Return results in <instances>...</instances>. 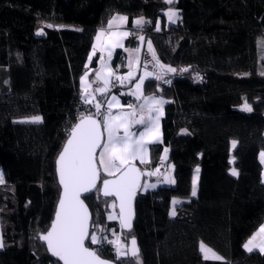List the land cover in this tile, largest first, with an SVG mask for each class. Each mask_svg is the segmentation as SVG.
<instances>
[{"label": "trees", "instance_id": "16d2710c", "mask_svg": "<svg viewBox=\"0 0 264 264\" xmlns=\"http://www.w3.org/2000/svg\"><path fill=\"white\" fill-rule=\"evenodd\" d=\"M168 8L178 9V24L166 25ZM115 14L151 21L145 39L161 64L177 70L169 85L155 77L145 84V93L170 100L147 167L152 173L166 148L175 183L139 193L130 233L108 219L113 199L99 189L85 197L91 233L114 229L125 248L135 237L140 255L117 259L113 245L87 246L117 264H264V253L244 250L264 222V0H0V264H61L40 241L60 195L55 162L81 115L80 78L96 32ZM128 45L137 46L135 36ZM124 62L118 50L113 65ZM31 116L41 121H21ZM232 140L237 177L230 174ZM173 197L189 202L172 218ZM200 242L224 260L205 259Z\"/></svg>", "mask_w": 264, "mask_h": 264}, {"label": "snow or ice", "instance_id": "6c2138e0", "mask_svg": "<svg viewBox=\"0 0 264 264\" xmlns=\"http://www.w3.org/2000/svg\"><path fill=\"white\" fill-rule=\"evenodd\" d=\"M166 4H172L173 0H164ZM167 18L171 22H175L179 19L178 10L168 8L166 13ZM114 20H127V17L117 16L110 20L109 26L111 27ZM135 25L138 28H142L145 23H151L143 18L137 19ZM52 27V25H48ZM160 21L156 22V31H160ZM38 35L42 32H38ZM100 35H97L99 40ZM112 35H116L113 33ZM123 35H127L124 33ZM141 41L144 37H139ZM149 50H151V41L147 42ZM115 46L119 47V41L115 42ZM138 51V49L133 50ZM95 52V46L93 47ZM111 55V52H109ZM153 60L156 61V66L161 70L166 68L167 72H176L175 68L165 66L161 64L153 51ZM91 59V56L89 57ZM137 62L139 58H136ZM132 59H129V65L132 64ZM106 67V65H105ZM181 71H187L182 69ZM114 73L109 72L108 76H112ZM152 73L145 72V75L139 78L136 83V93L130 92V95H135L136 99H140L141 85L146 77L151 76ZM85 76H81V100L85 104H92L93 101L95 107V115H101V109L104 104L95 99V95L89 93L87 88L90 84H85ZM108 76L103 74V71L96 72L97 80L103 79L104 87H97L94 91L104 95L109 83ZM131 82L132 73L129 72L127 77L117 76L116 80L122 85L125 79ZM163 77L157 75L155 79L160 80ZM171 83V81H166ZM112 101H117V97L113 96L111 101H107V108H112ZM144 104L139 105V109L143 112L147 110L148 116L145 119L141 116L139 119H135L133 122L139 125H146L144 131L139 133V137L133 139L135 134L129 131V121L136 116V106L129 103L126 106L132 109L131 112L121 113L119 116H113L111 112H105L102 115V127L103 131L107 132V138L105 143H101L103 133L101 131V122L98 121L91 113H81L78 123L71 126L68 138L63 146L59 156L56 160L57 173L59 177V184L62 187V193L57 204L55 212V218L50 226V229L40 235V239L46 241L48 249L54 256L59 257L63 261V264H112L111 261H107L101 258L99 249H93L85 246V240L89 239L91 244H102L107 238H98L96 234L88 232L89 212L88 208L81 199L82 194L91 193L93 189H96L97 182L100 180V170L102 169L108 176L114 177L112 180L103 179L102 194L105 197H115V200L111 203L110 207L116 208V200L119 201V219L121 227L130 228V206L131 200L134 196L137 188L139 187V179L143 173L133 165V161L139 159L141 163L145 162V154L148 151L146 144L159 143V116L154 115L159 113L162 105L166 102L162 98H158L155 95L144 97ZM118 102V101H117ZM245 111H251V107L245 103L243 106ZM34 122H39L41 117H33ZM124 129V135H119L120 129ZM186 131V130H182ZM147 134L148 139L145 141L144 137ZM232 147H236V142H232ZM97 149H101L97 155ZM167 153V149H164ZM264 157V152L261 153ZM99 165V167H98ZM156 171H159L157 169ZM199 173V168L196 169ZM118 174V175H117ZM155 173H148L153 175ZM233 176L237 175L235 170L231 173ZM165 183L171 182L168 177H165ZM4 183L3 176L0 175V184ZM197 177H193L191 195L195 197L197 195ZM146 187H155V185H146ZM178 201H173V204ZM170 215H175V208L171 211ZM116 217L109 215L108 219H115ZM110 245H115L116 258L121 259L128 257L138 259V248L135 237L130 240V249L128 251H121L119 236L116 241L107 240ZM0 247H3L2 239H0ZM244 248L248 252H252L254 249H259L264 252V225H261L257 232L249 238L244 244ZM200 251L204 254V258L208 259L210 256L215 259H222L217 256L216 253L208 248L203 242L200 244Z\"/></svg>", "mask_w": 264, "mask_h": 264}, {"label": "crops", "instance_id": "0c3cea01", "mask_svg": "<svg viewBox=\"0 0 264 264\" xmlns=\"http://www.w3.org/2000/svg\"><path fill=\"white\" fill-rule=\"evenodd\" d=\"M117 16L127 17V16H124L121 14H115L111 17L110 20H113V17H117ZM137 19H139V18L134 19L131 23L129 22L128 17H127V20H114L111 27L109 26V23H107V25L105 27L99 28L97 30L96 35L94 37L93 44H92V48H91V51L89 54V57L91 56V59H89V57H88V60L86 63V72L85 73H87V76L85 77V84L91 85L90 87L87 88V91L89 93L94 94L95 98H97L101 94L95 92L94 90L97 87H104L105 85H104L103 79L97 80L96 72L103 71V74L105 76H108L109 72L114 73V75L108 76L109 83L107 85V90L105 91V93L108 94V97H107V100L105 103L104 110H105V112L110 111L113 116H119L121 113H128V112L132 111V109H129L126 106L127 104L131 103V104L135 105L136 106V116L132 120L129 121V131L131 133L135 134L133 136V139L138 138L139 133L144 131V129L146 127V125H139V124H136L133 122L135 119H139L141 116H144L145 119H147V116H148L147 110L145 109L143 112H141L139 109V105L145 103L144 97L155 95L156 97L162 98L164 101H166L162 105L160 112L154 114V115L159 116V133H160V137H159L160 142L159 143H162V117L164 114V108L170 102V100L166 99L164 97L158 96L154 93H145L146 82L148 80L153 79L156 75V70L153 67L155 60H153V55H152L153 52L151 50H149L147 40L145 39V33L143 31L144 25L142 26V28H138L134 23ZM99 33H102V35H100L99 40H97V35ZM113 33H115L116 35H112ZM124 33H127V35H123ZM131 36H135V38L137 40V46H135V47H131L128 45V39ZM141 36L144 37L143 41H141L139 39V37H141ZM116 41H119V44H120L119 47L115 46ZM94 46H95V52H93ZM136 49H138V51H133ZM118 50H122L124 53V60H125L124 63L125 64L123 67H120V66L114 67V65H113V60H114V57H115L116 52ZM109 52H111V55H109ZM137 57L139 58L138 62L136 60ZM130 58L133 61L131 65H129V59ZM105 65H106V67H105ZM129 72L132 73L131 82H129V80L126 78L124 80V83L121 85L120 82L118 80H116V77L117 76L127 77V74ZM145 72L152 73V75L149 77H146L143 84L141 85V91H140V93H137V95H140L141 98L138 100V99H136L135 95H130L129 93L130 92L136 93L135 85L139 81V78L145 75ZM85 73L82 76H85ZM80 89H81V79H80ZM113 96L117 97L118 102L112 101L113 106L111 109H108L107 108V101H111ZM122 96H125V98H126L125 101L122 98ZM119 135H124V129L123 128L120 129ZM106 138H107V132L104 131V142L103 143L106 142ZM144 139H145V141H147V139H148L147 134L145 135ZM233 141H235V140L231 141L232 155L230 157V163H231L230 174L232 173V170H235L237 172V175L234 177H237L238 176V170L235 168V157L233 156V151L235 150L236 147L235 148L232 147ZM235 142H236V146H237V141H235ZM152 144H156V143H152ZM152 144H146L148 151L145 154V162L144 163H141L139 159H136L133 161V163H136V164L143 167V171L145 174L151 173L148 170L147 166L150 162V146ZM100 151H101V149H100ZM262 152H264V149L260 151L258 158H259V161L262 165V180L264 182V157L261 156ZM166 156L168 158V153H165V151H163L161 161L158 163V166L156 167V169H154L152 171V173H155L154 178L152 180L147 179L146 181H144V183L149 181L150 185L154 184L157 187L162 186V185H166V186L174 185L175 179H174V176L172 174V168H171V170H168L170 168L171 163L169 161H165L164 157H166ZM164 164H165L166 170H162V165H164ZM197 168H199V167L195 168L193 177L194 176L197 177L196 187H197V192H198L200 168H199V173L196 172ZM157 169H159V171H156ZM100 171L103 175H105L106 177H109L107 174H105L103 172L102 169ZM0 175L3 176V180L5 182V174L1 168H0ZM165 177H168L171 182L165 183L164 182ZM2 184H4V183H2ZM2 184H0V185H2ZM157 187H154L153 189H155ZM195 197H193L191 195V198H195ZM174 200L178 201V203L173 204ZM186 202H189V199L180 198V197H173L171 199V203H170L169 215H170L171 211L173 210V208H175V215H176L178 207H180L183 203H186ZM175 215L174 216L170 215V217L173 218V217H175ZM261 225H264V222ZM260 226L258 227V229L260 228ZM258 229L255 232H257ZM249 238L247 239V241L249 240ZM0 239H2V242H3L1 221H0ZM200 244H201V242H200ZM200 244H199V248H200ZM1 249H3V247H0V250ZM244 250L247 253H252L254 251L264 253V252H261L259 249H254L252 252H248L245 248H244ZM215 253L217 256L221 257L222 259H215L214 257L210 256L207 260H218V261L224 260V258L220 254H218L217 252H215ZM201 254L204 257V254L203 253H201Z\"/></svg>", "mask_w": 264, "mask_h": 264}, {"label": "water", "instance_id": "95a60500", "mask_svg": "<svg viewBox=\"0 0 264 264\" xmlns=\"http://www.w3.org/2000/svg\"><path fill=\"white\" fill-rule=\"evenodd\" d=\"M95 118H96L98 121L101 122V131H102V133H103V137H102V141H101V143H103V142H104V131H103V127H102V119L99 118V117H97V116H95ZM76 123H78V121H77ZM66 140H67V139H66ZM65 143H66V141H65ZM65 143H64V145H65ZM64 145H63V146H64ZM62 148H63V147H62ZM61 150H62V149H61ZM99 151H100V149H97V155H98ZM60 152H61V151H60ZM59 154H60V153H59ZM59 154H58V156H59ZM58 156H57V157H58ZM56 160H57V158H56ZM133 165L139 170L140 173H143V175L140 176V179H139V187L137 188V190H136V192H135V194H134V196L132 197V200H131V206H130V209H131V210H130V220H129L131 227H130V228H123V227H121L122 230H123L124 232H126V233H130V232L133 230L134 221H135V218H136V208H135L136 199H137L139 193H140V192L142 191V189H143V184H144V179H145V173H144V171L142 170V168H141L138 164H136V163H133ZM55 166H56V177H57L58 185H59V187H60V195H59V199H60V196H61V193H62V187H61L60 184H59V177H58V173H57V165H56V162H55ZM98 167H99V165H98ZM117 175H118V174H117ZM113 178H114V177L109 176V177H106V178H104V179L112 180ZM102 180H103V179H101V171H100V180L97 182V187H96V189H93L91 193L82 194L81 199L84 200L85 197H88V196L92 195L93 193L96 192L97 189H99V193H100V195H101L102 197L115 200V197H105V196H103V194H102V190H103ZM59 199H58V201H59ZM84 203H85V205L87 206V208H88V212H89V217H90V218H89V222H88V232L91 234L92 215H91V211H90V209H89V207H88V205L86 204L85 201H84ZM57 204H58V202H57ZM116 205H117V206H116V210H117V213H118V220H119V224H120V219H119V201H118V200H116ZM56 209H57V205H56ZM56 209H55V212H56ZM54 218H55V213H54L53 220H54ZM53 220H52V222H53ZM51 224H52V223H51ZM50 226H51V225H50ZM120 226H121V224H120ZM49 229H50V227H49ZM49 229H48V230H49ZM48 230H47V231H48ZM45 233H46V232H45ZM135 239H136V238H135ZM88 240H89V239H86V240H85V246H87V242H88ZM130 240H131V238H130L129 241H128V245H127V248H126L125 251H128V249H130V247H131V245H130ZM40 241L46 246V249H47V251H48V254H49L52 258L58 260L61 264H63V261L60 260L59 257L54 256V255L52 254V252L48 249V246H47L46 241H44V240H42V239H40ZM136 241H137V240H136ZM136 246H137V248H138V256H139V255H140V249H139L138 243H137ZM87 247H88V246H87ZM122 252H123V251H122ZM128 257L131 258L130 254H129ZM101 258L104 259V260H107V261H111L112 264H117L115 261H112V260H109V259H105V258H103V257H101ZM124 258H127V257H124Z\"/></svg>", "mask_w": 264, "mask_h": 264}, {"label": "rangeland", "instance_id": "374dc122", "mask_svg": "<svg viewBox=\"0 0 264 264\" xmlns=\"http://www.w3.org/2000/svg\"><path fill=\"white\" fill-rule=\"evenodd\" d=\"M173 9H175V8H173ZM175 10H178V9H175ZM167 11V10H166ZM166 11H165V13H166ZM178 15H179V19H176L175 20V22L173 23V22H171V21H169L168 20V18H167V15L165 14V23H166V25H176V24H178L179 23V20H180V14H179V11H178ZM160 27H161V21H160ZM148 42V41H147ZM151 51L153 52V48H152V45H151ZM33 117H36V116H31V117H26V118H24V119H21V121H23V122H34L33 120H32V118ZM40 117V116H39ZM41 121V120H40ZM39 121V122H40ZM164 159H165V161H168V158H167V156L166 157H164ZM162 168H164L163 170H166V167H165V164L164 165H162ZM171 168H172V174L174 173V168H173V165H171L170 164V168L168 169V170H171ZM167 170V171H168ZM166 171V172H167ZM173 176H174V174H173ZM146 185H150V182L149 181H147V182H145L144 184H143V191H147V190H150V189H153L154 187H146ZM151 185H154V184H151ZM155 187H157V186H155ZM109 215H112V216H114V217H116L115 219H112V220H116L117 218H118V213H117V210H116V208L115 209H112V211H110L109 213H108V216ZM101 232H102V234H100L99 233V231H95L94 233L96 234V236L98 237V238H101V237H105V236H113V241H116L117 240V237L119 236V240H120V247H121V251H125L126 250V248H125V242H126V239H125V237H123L122 236V234L120 233V232H117V231H115L114 229L113 230H111V232L109 233L108 231H105V229H101ZM114 246V249H115V245H113ZM208 247V246H207ZM209 248V247H208Z\"/></svg>", "mask_w": 264, "mask_h": 264}, {"label": "built area", "instance_id": "2783aa9c", "mask_svg": "<svg viewBox=\"0 0 264 264\" xmlns=\"http://www.w3.org/2000/svg\"><path fill=\"white\" fill-rule=\"evenodd\" d=\"M153 67L156 70V75H159V76L163 77L161 79V83L169 85L170 83H166V81H171L172 82L173 75H172L171 72H167L166 68L164 70H161L158 66H156V62H154ZM182 69L183 68H181V70ZM194 76H196V74H194ZM107 97H108V94L105 93L104 95H100L97 98H95L96 100H99V101H101L104 104V107L101 109V115H95V112H96L95 107H94L95 101H93L92 104H85L81 100V104H82L81 113H84V114L91 113L94 116H97V117L102 119V115L105 112L104 108H105V103H106ZM163 169L164 168H162V170ZM105 237L107 239L102 244L99 245L100 248H106L108 245H110V244L107 243V240H112L113 241V236H105Z\"/></svg>", "mask_w": 264, "mask_h": 264}]
</instances>
